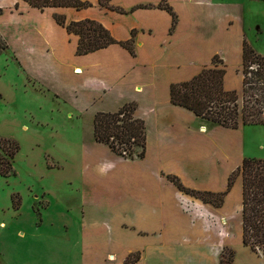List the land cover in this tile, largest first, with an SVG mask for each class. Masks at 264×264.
<instances>
[{"label": "crops", "instance_id": "0c3cea01", "mask_svg": "<svg viewBox=\"0 0 264 264\" xmlns=\"http://www.w3.org/2000/svg\"><path fill=\"white\" fill-rule=\"evenodd\" d=\"M80 1L89 6L39 10L23 0H0V36L6 43L2 53L9 54L39 90L58 99L77 95L81 109L92 113V119L96 113H113L135 103L136 116L145 124V156L129 161L110 150L97 157L83 149L73 191L76 199L68 198L73 188L63 190V197V191L28 188L26 205L32 222L36 225L35 199L42 197L46 206L40 223L59 227L55 236L68 240L63 256L73 253L76 264L107 263L108 257L113 258L110 264H122L133 252L144 254L147 241L165 246L169 234L181 229L183 236L196 235L211 247L216 240L206 232L204 222L192 219L178 203L193 199L196 205L197 200L180 192L169 177L189 190L225 191L229 174L245 157L236 137L239 128L212 124L173 105L170 86L212 67L217 56L225 65L224 89L241 90L243 78L235 71L246 41L242 6L226 0ZM230 10L241 21L234 43L229 37ZM54 15L63 16L67 24L96 22L115 43L78 56L77 37L56 24ZM56 193H60L57 198ZM12 194L20 198L18 212L10 216L16 222L24 199ZM228 203L226 199L219 209L220 219L228 215ZM180 240L166 244L195 243L186 236Z\"/></svg>", "mask_w": 264, "mask_h": 264}, {"label": "rangeland", "instance_id": "374dc122", "mask_svg": "<svg viewBox=\"0 0 264 264\" xmlns=\"http://www.w3.org/2000/svg\"><path fill=\"white\" fill-rule=\"evenodd\" d=\"M226 1L242 6L240 22L246 41L256 53L264 55V0ZM236 14L229 11L230 43L238 40L241 30L240 22L235 19ZM0 42L6 44L1 36ZM241 71L240 65L235 72L242 77ZM242 88L235 91L239 96V105ZM0 97V137L13 139L19 145L13 163L15 175L0 177V223H5L0 225V264H76L77 260L71 255L73 253L67 251L63 256L65 251L62 248L68 244V240L55 236L59 227H51L44 221L40 223L41 209L46 206L42 197L35 199L33 210L37 216L36 225L32 222L33 217L26 205L27 190L44 188L61 192L73 188L68 198L76 199L77 194L73 191L78 185L83 149L88 155L93 153L97 157L109 153V149L94 142L92 113L83 112V105L79 103L82 100L77 95L71 99H58L39 90L32 81L28 82L22 69L6 53L0 54ZM236 137L244 158L264 159L263 126H240ZM240 186V182L236 181L225 197L205 196L210 203L195 198L196 205L193 199L178 202L192 219L204 222L206 232L216 240L211 247L193 234L185 235L195 241L190 245L166 244L170 241L182 242L180 239L185 236L181 229L177 234L171 232L169 241L164 239L165 246H162L163 243L158 246V241H147L144 254L133 252L122 264H219L220 259L231 261V264H264L262 255L251 252L241 243ZM12 192L19 193L24 199L20 220L16 222L10 216L18 212L20 198L18 209H14L11 201L14 194L10 196ZM65 192L61 193L62 197ZM59 195L56 193L55 198ZM226 199L229 202L228 215L220 219L217 213ZM193 226L190 224V227ZM18 230L23 235H16ZM69 244L71 248L73 242ZM106 262L102 264H110L111 258L108 257Z\"/></svg>", "mask_w": 264, "mask_h": 264}, {"label": "trees", "instance_id": "16d2710c", "mask_svg": "<svg viewBox=\"0 0 264 264\" xmlns=\"http://www.w3.org/2000/svg\"><path fill=\"white\" fill-rule=\"evenodd\" d=\"M23 1L39 10L82 9L89 6L80 0ZM165 8L170 12L169 8ZM54 20L68 34L77 37L78 56L93 53L115 43L108 32L96 22L84 20L67 24L64 17L59 15H54ZM5 49L6 44L0 42V54ZM241 66L243 94L240 105L237 93L224 89L225 65L217 56L212 58V67L204 68L190 81L170 86L171 103L224 128L236 130L240 126L264 127V55L257 54L245 40L242 43ZM136 110V104L130 102L113 113H96L92 121L94 141L125 160L142 159L146 150V131L144 121L136 116ZM18 152L19 145L15 140L0 137V177L15 175L13 163ZM238 179L241 181V243L253 253L264 257L263 159L244 158L240 166L229 174L227 187L221 193L189 190L176 178L169 177L180 192L203 203H210L205 196L225 197ZM11 199L12 207L18 209V195L14 194ZM219 264H231V261L224 262L220 259Z\"/></svg>", "mask_w": 264, "mask_h": 264}, {"label": "bare ground", "instance_id": "6f19581e", "mask_svg": "<svg viewBox=\"0 0 264 264\" xmlns=\"http://www.w3.org/2000/svg\"><path fill=\"white\" fill-rule=\"evenodd\" d=\"M80 71H81V70H80ZM74 72H75V73H79V70L76 69ZM111 260H113V259L111 258Z\"/></svg>", "mask_w": 264, "mask_h": 264}]
</instances>
